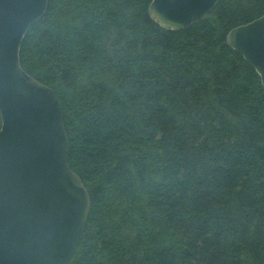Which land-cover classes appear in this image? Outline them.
<instances>
[{
	"label": "trees",
	"instance_id": "16d2710c",
	"mask_svg": "<svg viewBox=\"0 0 264 264\" xmlns=\"http://www.w3.org/2000/svg\"><path fill=\"white\" fill-rule=\"evenodd\" d=\"M150 2L47 0L20 46L90 199L68 264H264V87L226 40L264 0L178 30Z\"/></svg>",
	"mask_w": 264,
	"mask_h": 264
},
{
	"label": "water",
	"instance_id": "95a60500",
	"mask_svg": "<svg viewBox=\"0 0 264 264\" xmlns=\"http://www.w3.org/2000/svg\"><path fill=\"white\" fill-rule=\"evenodd\" d=\"M218 0H151L164 29L201 20ZM47 0H0V264H68L89 208L88 192L67 162L68 140L54 91L27 74L19 50ZM228 45L264 87V14L231 29Z\"/></svg>",
	"mask_w": 264,
	"mask_h": 264
}]
</instances>
